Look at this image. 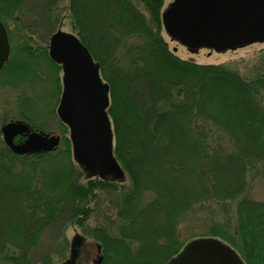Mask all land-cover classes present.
Returning <instances> with one entry per match:
<instances>
[{
    "label": "trees",
    "instance_id": "obj_1",
    "mask_svg": "<svg viewBox=\"0 0 264 264\" xmlns=\"http://www.w3.org/2000/svg\"><path fill=\"white\" fill-rule=\"evenodd\" d=\"M142 1L152 9L148 18L132 0H67L71 26L109 85L113 152L130 180L117 212L118 234L137 242L135 255L158 252L152 264H165L186 242L179 240L178 225L187 220L203 228L198 236L226 242L246 264H264V200L243 196L256 174H264V75L245 78L225 64L179 58L161 36L160 0ZM23 3L0 0L1 19H14ZM22 49L24 57L35 53ZM13 55L3 70L28 74L29 65ZM80 179L66 137L53 152L23 156L0 143V264H24L47 227L89 213L93 181L104 182ZM232 199L237 203L230 214L225 203ZM211 204L221 216L233 214V225L228 218L208 225ZM150 234L147 246L143 238ZM92 235L104 257L115 247L131 253L129 245L110 241L102 226Z\"/></svg>",
    "mask_w": 264,
    "mask_h": 264
},
{
    "label": "rangeland",
    "instance_id": "obj_2",
    "mask_svg": "<svg viewBox=\"0 0 264 264\" xmlns=\"http://www.w3.org/2000/svg\"><path fill=\"white\" fill-rule=\"evenodd\" d=\"M132 1L148 18L152 9L147 8L142 0ZM170 1H159L157 8L159 22L161 11ZM53 2L55 3L53 4ZM14 14V19L4 18L3 24L6 27L10 50L14 54L13 57H16L15 60L18 63L29 65L28 75H10L6 70L0 72V128L9 120H20L23 117V120L36 130H43L45 133L59 136L61 141L64 136L66 138L68 136V129L61 124L55 112L62 88L60 82L62 74L61 71H56L59 81L57 79L53 80L55 75L51 70L52 64L47 61L46 57L44 58V55L40 56V54L43 52L46 54L49 36L58 27L63 31L77 32L71 26L67 0H24L20 10L17 13L14 12ZM160 32L168 48L172 50L176 47V52L174 53L181 59L193 60L196 63L204 64H225L245 78H252L259 74L264 75V44H251L223 53L209 51L204 48L190 53L185 46L171 41L162 28H160ZM87 35L90 34L87 33ZM22 46L30 48L35 53L28 52L29 58L22 56L20 53L24 50ZM30 75H33L31 80H29ZM12 83L20 88H17V86L11 87ZM228 95L232 98L229 92ZM0 143H3L1 132ZM144 154L147 158L150 157L148 153ZM70 158L72 160L71 154ZM73 164L74 167H79L75 164V161ZM78 169L81 171L80 181L86 183L89 180V176L81 168ZM140 177L145 181L144 172L140 173ZM112 179L111 177H106L102 180L104 183H99L98 185H94L97 181H93L92 195L86 198L89 200L87 204L89 213L76 222H67L64 225H59V223L58 226L47 227L41 235L39 243L29 250L24 264H62L70 258V251L73 250L70 244L74 245L75 239L79 242L78 250H76L78 254L76 264H94L97 256H102L99 251L100 245L98 241L100 240L92 235L93 228L96 226L106 228L110 233V241H113L115 245V242H118L123 247L129 245L131 248V253L127 256L121 254V251L115 247L114 250L116 251H111L106 257L103 256L100 264H123V261H121L123 258L127 264L130 262L131 264H142L143 262L145 264V261L152 264L153 259L158 256V252L148 254L146 257H142L140 254L135 255L138 248L137 242L130 237L125 238L121 233L118 234V227L121 221L117 212L121 209L122 200H124L130 190L128 189L130 180L126 174L116 182ZM243 196L255 200H264V174H256L251 181V187L247 188ZM236 203V199L225 203L230 214L235 213ZM204 207H207V204ZM210 207H213L214 211L209 215L208 225H213L223 218H228L230 221L228 225H233L231 220V217H235L233 214L221 216V210L216 208L218 205L211 204ZM189 219L191 220V218ZM142 222L144 226L147 225L143 219ZM217 224L221 225L223 222ZM190 226L192 224L187 220H183L178 225L179 240L181 242L186 240L181 249L189 241L200 237L198 236L199 234H203V228L200 225L198 229ZM229 227L231 230V226ZM135 231L137 232L136 229ZM151 235H146L143 238L147 246L152 243V239L149 238ZM161 243H164V241L161 240ZM156 246L157 249L158 245ZM10 253L16 254V251L10 249Z\"/></svg>",
    "mask_w": 264,
    "mask_h": 264
},
{
    "label": "water",
    "instance_id": "obj_3",
    "mask_svg": "<svg viewBox=\"0 0 264 264\" xmlns=\"http://www.w3.org/2000/svg\"><path fill=\"white\" fill-rule=\"evenodd\" d=\"M164 28L171 39L178 40L192 52L200 47L218 52L264 41V0H173L162 12ZM9 48L4 26L0 22V67ZM50 58L61 64L63 93L57 108L59 118L69 127L75 161L91 175L122 170L112 155L108 107V85L99 77L87 48L73 34L58 29L49 39ZM6 146L15 154L54 149L59 137L42 131L29 132L21 122L1 126ZM26 134L24 141L14 143L17 134ZM78 244V240H75ZM74 241V242H75ZM74 244V247L77 244ZM73 249V248H72ZM72 258L62 264H72ZM99 256L95 264H100ZM166 264H243L229 246L214 238H198Z\"/></svg>",
    "mask_w": 264,
    "mask_h": 264
}]
</instances>
